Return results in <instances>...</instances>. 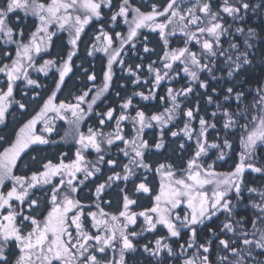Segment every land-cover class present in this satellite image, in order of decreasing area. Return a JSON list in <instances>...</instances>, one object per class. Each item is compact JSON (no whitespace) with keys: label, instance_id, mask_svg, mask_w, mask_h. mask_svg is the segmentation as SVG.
<instances>
[{"label":"snow or ice","instance_id":"6c2138e0","mask_svg":"<svg viewBox=\"0 0 264 264\" xmlns=\"http://www.w3.org/2000/svg\"><path fill=\"white\" fill-rule=\"evenodd\" d=\"M105 7L111 9L112 0H3L0 4V41L5 45H15V59L5 51L4 55L11 59V63L0 61V74L6 78L4 86L0 87V124L5 123L6 113L13 103L20 109L25 108V104L14 98L17 81L24 80L27 85L39 87L38 81L30 78L29 70L47 75L55 66L54 60H45L40 65L36 61L42 52L50 49L57 33L67 32L72 46L59 68L57 90L72 71V58L76 55L81 34L94 21L101 22L97 39L103 38L104 41L97 50L109 56L103 86L90 100L91 89L77 96L76 103L56 104L53 92L39 113L19 129L14 141L0 137V141L8 144L0 151V264H127L126 254L137 251L134 240L145 232L154 233L158 228L166 229L167 234L155 239L154 245L149 242L142 246L143 253L154 257L156 264H167L170 257L178 264H264V188L248 187L244 180L248 169L264 174V165L257 167L252 162L257 151L264 149V81L248 92L243 90L242 84H236L239 76L253 65L255 39L260 37L264 42V37L247 25L250 14L259 13L264 17V0L257 3L253 0H220L216 8L213 0H192L187 6L184 0H166L165 6L158 8L154 4L147 12L133 7L130 0H121L116 10L109 14L108 21L103 19ZM21 12L23 18L32 16L38 21L35 31L27 37L17 15ZM161 17L163 20L159 19ZM118 18L123 19L129 30L127 36L115 33L120 47L113 48V36L104 31L103 24L115 25ZM144 28L158 31L165 47L169 45V38L179 33L183 47L164 51L162 68L149 65L153 87L148 95L143 92L135 95L143 100L155 99L162 82H178L182 75L187 77L188 83L181 88H166V97L160 99L170 101V107L163 112L146 115L144 111L137 110L132 116L121 111L114 117L116 110L109 108L106 112L97 113L100 118L96 128L88 127L86 133L80 131L81 124L93 112V106L111 86L113 64L123 66L124 62L119 57L124 46L134 48L133 41ZM197 45L198 49L194 50ZM144 51L149 52L150 49L145 46ZM140 67L136 66L137 69ZM225 69L233 86L223 90L221 99L214 88L211 94L207 92L209 84L201 79V74L207 73L211 79L217 80L215 73ZM128 71L136 77L134 83L139 84L141 81L136 71L131 67ZM88 79L94 81L95 74L89 75ZM193 85L204 89L207 102L215 104L216 111L211 113V120L194 116V111L200 112L198 105L195 109H182L181 98L187 99L193 94ZM84 104L86 108L82 107ZM132 107L131 98L121 105L123 110ZM67 112L71 113L73 119L70 123L76 132L74 140L78 147L75 158L69 159L68 163L63 159L57 164L49 161L44 164L43 171L34 172L30 177L15 175L14 169L21 155L32 145L48 144L50 141L44 134L54 131L52 120L65 119L61 113ZM180 115L185 116L187 122L179 131H171V136L194 140L195 150L183 166L159 163L153 168L145 159L150 148L143 138L144 130L152 128L155 123L163 131ZM197 118L198 130L192 127L193 120ZM113 119L114 129L105 132V123ZM41 121L44 128L38 134L36 125ZM125 121H131L134 128L135 135L131 138L121 127ZM217 123L221 124L225 136L219 142L215 139L210 141L208 132L216 131ZM234 135L239 137L242 148L239 163L234 171L218 172L215 161L208 163L209 153L216 150V160H224L226 150L233 147L229 137ZM117 142L124 147H119ZM114 145L128 158L126 164L119 165L122 172L115 171L117 159H106ZM153 147L157 150L164 148L163 138ZM178 147L181 152L187 151L184 143ZM89 151L96 153L95 162L86 158ZM101 165H108L112 174L107 175L104 182L96 183L97 211L86 213V206L74 194L86 181L101 173ZM137 170L154 171L160 176L158 191L146 182L136 184L133 180L136 193L150 194L151 206L134 211L132 206L137 205V200L124 194L118 214L100 207L105 189L117 181L128 182L136 176ZM9 181L11 185L6 187ZM45 186H49L46 195L43 193ZM37 192L44 198L41 199ZM245 192L249 194L250 205L243 203ZM249 207L252 210L249 218L238 216L239 208ZM86 216L91 220L89 227L85 225ZM139 218L143 223L137 232L135 226ZM215 220L220 221L218 230L209 229L217 242L214 247L213 240L200 242L197 237L198 230ZM185 230L189 239L179 244ZM173 238L177 240L178 251L169 243Z\"/></svg>","mask_w":264,"mask_h":264},{"label":"trees","instance_id":"16d2710c","mask_svg":"<svg viewBox=\"0 0 264 264\" xmlns=\"http://www.w3.org/2000/svg\"><path fill=\"white\" fill-rule=\"evenodd\" d=\"M121 0H112L113 7L111 9L103 8V19L108 21L109 14L116 10V5H118ZM133 7H139L141 11H151V6L156 5L158 8H161L166 5V0H130ZM254 3L259 2V0H253ZM3 3V0H0V4ZM220 3V0H213V7L216 8ZM187 6V5H186ZM21 18L20 26L25 29V36H29L31 32L35 31L37 21L34 17L23 18V13L17 14ZM131 16V14H130ZM129 16V17H130ZM162 19V18H161ZM262 19L264 17L261 14H250V17L247 19V25L249 27H253L256 29L258 33L264 37V23H262ZM15 20V18H13ZM100 28L101 22L94 21L92 24L88 25L84 32L81 34L80 41L78 42L76 55L72 58V71L68 73L65 78L63 84L59 85V89L57 90V85L59 84V70L53 69L50 75L45 76L44 74H32L30 75L31 79L37 80L39 87L27 85L26 81L18 82L14 86V98L16 101L25 104V108L20 109L16 103H13L11 107L8 109L6 113L5 123L0 125V137H4L5 140L14 141L16 133L19 132V129L23 127L30 119L39 113L40 109L43 107V104L48 100L49 96H52L53 92H55V103H76V97L81 95L83 92L89 91V94L92 95V92H95V89L103 86L104 83V75L107 71L108 64V55L104 52H98L101 46H95L97 37L100 36ZM104 31L108 32L109 35L113 36L114 43L112 45L113 48L120 47L119 38L115 36V33L119 32L123 36L126 35L127 26L123 22L122 18H118L115 22V25L109 22H105L103 24ZM144 37H147L145 40ZM243 39V37H241ZM94 42V43H93ZM95 46L93 48V52H89L91 44ZM135 47L133 48L131 45L124 46L123 54L119 59H122L124 64L121 66L119 63H114L112 67L113 77L111 81V86L104 96H102L96 105L93 106V112L88 116L85 120V125L88 123L94 124L93 126H98V120L100 117L97 116V113L106 112L109 108L115 109L114 117L118 116L121 111H126L127 114L132 116L135 115L137 110L144 111L146 115H152L155 113H160L164 111L166 107H170V101L167 99L161 100L160 97H166V88H181L184 87L188 83L187 77L182 75V78L177 81H172L169 84L167 81L162 82L159 89L156 90V98L143 100L140 96L135 95V93L143 92L145 95H148L150 89H152V78L153 74L148 71V66L152 65L156 68H162V57L164 51H167L169 48H177L183 47L182 39L179 35L175 37L169 38V45L167 47L164 46L163 39L159 36L158 31H147L143 30L139 33L138 37L135 41H133ZM255 47L252 49V53L255 56V60L253 65L248 69V71L243 72L239 78L236 80V84H242L243 90L248 92L254 90L259 82L264 81V42L262 39L258 37L254 41ZM52 47L48 52V59L54 60L56 65H63L64 60L67 58L69 51L71 50V45L68 41L66 34H62L57 38H53ZM148 47L150 49L149 52L144 51V47ZM7 47V46H6ZM0 49V61L3 63H8L9 58L4 55V48ZM198 45L194 50L198 49ZM227 47V44H225ZM7 49V48H6ZM13 49V48H11ZM91 53V55L89 54ZM155 62V63H153ZM137 65H141L139 69L136 68ZM133 68L136 71L137 75L140 77V83H134L135 76H133L128 68ZM87 70V71H85ZM95 74L96 79L90 80L88 79L89 75ZM215 75L218 77L217 80L211 79L207 73L201 74V79L207 80L209 84V88L207 92L209 94L212 93V89L216 90V93L220 94V98L223 97V90L226 87H232V80L227 78V69L223 72H216ZM147 81V83H144ZM6 82V78L3 74H0V87H3ZM194 92L190 94L187 99L181 98V107L183 110H187L188 108L195 109L198 105L200 108V112L197 114L194 111V116H203L206 120H211V113L216 111L215 104H209L207 102V96L205 95V90L199 88L198 85H193ZM40 95V96H39ZM39 96V99H37ZM131 98L133 107L128 110H123L121 105L127 100ZM214 95V99H215ZM88 99L90 100L89 96ZM82 107H87L86 104L82 105ZM65 115V119H55L52 120V125L54 127V131L49 134V143L46 145H32L28 151L24 153L21 159L17 162V166L15 168L14 174L20 176L30 177L34 172L43 171L44 164L51 161L53 164H57L61 159L64 160L65 163L69 162V159L74 158V154L76 151V147L74 145H64L62 143L57 144L56 140H58L64 131L65 122L63 120H67L71 118L70 112L61 113ZM53 121H56L53 124ZM187 122V118L183 115H180V120L178 124L172 126L171 128L165 131V136L163 141H169L170 143L166 145L162 149V153H158L156 155L157 161H163L168 155L172 158V162L177 165L183 166L187 159L190 158L191 153L195 150L194 141H186V138L183 136L172 137L171 131H179L183 128V123ZM127 123H131L127 122ZM86 127V126H85ZM83 128V131L86 128ZM115 127V119L110 122H106L104 125V131L109 132L112 131ZM193 128L199 129L198 118L193 120ZM111 129V130H110ZM131 130H127V134L129 135ZM148 136L147 142L149 148L152 149L153 145L158 142V138H156V130L154 132H150L146 134ZM225 136V131L221 129V124L217 123V130H209L208 138L210 141L213 139L216 142H219ZM53 138V139H52ZM157 141H156V139ZM230 142L233 147L231 150H226V161L218 164V166L224 164L222 167L233 168L238 164L240 152L242 151L241 145L239 143L238 136H230ZM184 143L186 152H181L179 150L178 145ZM7 143H3L0 141V151H2L3 147H7ZM216 151V150H215ZM217 152V151H216ZM216 152L209 153L210 159L208 162L212 161L221 162L220 160H216L215 157L217 155ZM148 159L151 158L150 151H147ZM254 164H257V167L264 165V149H259L257 154L252 161ZM86 184V183H85ZM37 195L43 199L44 195L40 192H37ZM14 251H17L14 249ZM18 254V253H17Z\"/></svg>","mask_w":264,"mask_h":264},{"label":"flooded vegetation","instance_id":"af4514ba","mask_svg":"<svg viewBox=\"0 0 264 264\" xmlns=\"http://www.w3.org/2000/svg\"><path fill=\"white\" fill-rule=\"evenodd\" d=\"M167 130V129H166ZM165 130V131H166ZM164 131V132H165ZM128 135V134H127ZM172 138V136H171ZM159 142V141H158ZM119 147H124L123 144L120 142H117ZM157 143V142H156ZM170 142L169 141H164V147L168 145ZM163 149V148H162ZM162 149L157 150L154 147L150 149V155L151 158L148 159V154L147 152L145 153V159L146 162L150 163L153 165V168H155L159 163H173L172 162V157L167 154L165 156L166 158L163 161H157L156 155L158 153H162ZM107 158H115L118 161V165L115 168V171L117 172H122L121 167L119 166L120 164H126L128 162V158L124 157L122 153L117 151V146L114 145L113 148L111 149V152ZM209 163V162H208ZM220 164V162H217ZM217 163H215V168L216 171L219 172H228L229 170L234 171L235 166L233 168L229 167H222L224 164L217 166ZM222 163V162H221ZM239 163V161H238ZM256 166V165H255ZM102 171L101 173L97 174V177L93 178L92 180L86 181L84 185H82V190L80 192H77V199L80 200V202L85 205V212H95L97 211V208L95 207L97 201V198L95 196V185L96 183L99 182H104L106 179L107 175H111L112 171L108 174L107 169H110L108 165H103L101 166ZM111 170V169H110ZM81 176L83 174H80ZM144 177H146V181L144 180ZM59 179V178H57ZM133 180L136 182V184H139L140 182H146L148 183V186L152 188L154 191H158L159 187V182H160V176L158 173L154 171H144V170H137V174L135 177H131L128 182H121L117 181L114 183L110 188H106L105 192L103 193L101 200H100V207H102L106 212H110L112 214H118V211L122 209L123 206V195L127 194L131 198L137 200V205L132 206V210L134 211H142L147 207L151 206V196L150 194H141V193H136L135 188L133 185ZM244 180L245 183L247 184L248 187H255V188H264V174L260 173H255L251 171V169H248L244 173ZM49 186H45L43 193L44 195L47 194V188ZM245 200L244 204H249L250 201L247 199L248 193L245 192ZM44 197V196H43ZM236 201L233 200V203ZM252 210L249 207L248 209H243L239 208L238 209V216L239 217H244V218H249L251 216ZM46 214V213H45ZM223 217H221V220ZM91 223L90 217H85V225L86 227H89ZM142 218H139L137 220V225L135 226V230L137 232L140 231L142 227ZM220 221L215 220L214 222H209V224L203 228L198 230V240L200 242H203L205 239L207 240H213V246L215 247V244L217 243L214 240V237L212 236V233L209 231V229H216L218 230V225ZM91 230V229H90ZM130 231L133 229H129ZM166 229L163 228H158L156 232L150 233V232H145L143 235L137 237L136 240H134V243L137 244V251L134 253H127L126 254V262L127 264H156V259L154 257H148L147 253H143L142 251V246L144 244H148L151 242V245H154L155 239L159 238L160 236L166 235ZM223 238V237H222ZM189 239V234L187 233V230H185L182 233L181 238H179L178 243L179 244H184L185 241ZM169 243L172 244L173 248L178 251V244L176 238H173L172 240L169 241ZM191 251V250H189ZM18 253V251H17ZM109 256H111V253H109ZM117 257H118V249H117ZM14 259V257H11ZM167 264H178V261L173 259V258H168Z\"/></svg>","mask_w":264,"mask_h":264},{"label":"rangeland","instance_id":"374dc122","mask_svg":"<svg viewBox=\"0 0 264 264\" xmlns=\"http://www.w3.org/2000/svg\"><path fill=\"white\" fill-rule=\"evenodd\" d=\"M184 2H185V5H190L191 3H192V0H184ZM105 8H107V7H105ZM107 9H109V8H107ZM30 17V16H29ZM32 17V16H31ZM28 18V17H27ZM162 18V19H161ZM161 18H159L160 20H163V17H161ZM34 19H36L35 17H34ZM129 19H131V16L129 17ZM37 21V20H36ZM37 23H38V21H37ZM126 26H127V30H126V35L128 34V25L127 24H125ZM52 30H55L54 28L52 29ZM143 30H147V31H152L151 29H148V28H144V29H141L140 30V33L143 31ZM153 32V31H152ZM62 34H66V36H67V38H68V41H69V39H70V37H69V35H68V33L67 32H59V33H57V36L55 37V38H57L58 36H60V35H62ZM54 38V37H53ZM25 42H27V41H25ZM103 38H101L100 40H96V44H95V46H102V44H103ZM94 43V42H93ZM93 43L91 44V46H90V49H88V51L89 52H93L92 50H93ZM71 45V44H70ZM3 46H7L6 48H4V50L5 51H7V52H9V53H11L12 55H11V58L12 59H15V45H5L4 43H3V41H0V49H1V47H3ZM126 46V45H125ZM52 47V46H51ZM50 47V48H51ZM11 48H13V49H11ZM71 49H72V46H71ZM50 51V49L47 51V52H42L41 53V55H40V57H37V64L38 65H40V64H42L45 60H49L48 59V52ZM98 52H102V51H99L98 50ZM106 54V53H105ZM107 55V54H106ZM122 55H124L123 53H122ZM108 59H109V56H108ZM8 63H11V59L9 60V62ZM60 67H62V65L61 64H58V65H56L55 64V66L54 67H52L49 71H48V73H47V75H50V73H52V72H54V71H52L53 69H56V70H59V68ZM38 72H36L35 70H29V76L30 75H32V74H37ZM39 74H44V73H41V72H39ZM45 75V74H44ZM47 75H45V76H47ZM5 77V76H4ZM21 81H23V80H21ZM21 81H17V83L18 82H21ZM16 83V84H17ZM102 87V86H101ZM100 87V88H101ZM99 90V88L98 89H95V92H92V95H88L89 96V98L91 99L94 95H95V93H96V91H98ZM105 94H107V93H105ZM104 94V95H105ZM103 95V96H104ZM40 96V95H39ZM39 96H37V99H39ZM50 97V96H49ZM98 102V101H97ZM55 103V102H54ZM57 104V103H56ZM163 112V111H162ZM156 114V113H155ZM70 115H71V113H70ZM52 116V114L51 113H49V117H51ZM73 118L71 117V118H69V119H67V120H63L64 122H65V128H64V131H63V134H62V136L58 139V140H56V143L57 144H59V143H62V144H64V145H74L75 147H76V149H77V147H78V145L75 143V140H74V136L76 135V132H75V129L73 128V126H72V124L70 123V121L72 120ZM180 120V117L178 118V119H176V120H174L172 123H170L169 125H167V126H165L164 128H163V131H161V128H160V126L159 125H157V124H155V123H153V127L152 128H146L145 130H144V134H143V138L147 141V138H148V136H146V134H148V133H150V132H154L155 130H156V134H157V136H156V138H158V141H160L161 140V138H162V136L164 137L165 136V130L166 129H169V128H171L172 126H174V125H176V124H178V121ZM127 122H130V121H125V122H123L122 123V125H121V127L123 128V130H124V134L126 135V136H128L129 138H131V136H133V135H135V131H134V128H133V126H132V124H130V123H127ZM56 123V121H53V124H55ZM85 121L81 124V126H80V131H83V128L85 127L86 128V130H84L83 132H87V128L88 127H93V128H96L95 126H93L94 124H91V123H88L87 125H85ZM1 125V124H0ZM192 125H193V122H192ZM43 128H44V122L43 121H41V122H39L37 125H36V129H37V133L39 134V133H42V131H43ZM128 129H130L131 130V133L129 134V135H127V130ZM111 130V129H110ZM198 130V129H197ZM45 136H46V138H48L49 137V134H47V133H45L44 134ZM155 138V139H156ZM53 139V138H52ZM156 141H157V139H156ZM190 143H192L191 141H194V140H188ZM185 142H187V141H185ZM34 146H36V145H34ZM31 147V146H30ZM29 147V148H30ZM28 148V149H29ZM28 149L26 150V151H28ZM25 151V152H26ZM24 152V153H25ZM211 152H216L215 150H212ZM210 152V153H211ZM24 153L21 155V157L24 155ZM217 153V152H216ZM227 154V153H226ZM74 158H75V156H74ZM73 158V159H74ZM86 158L89 160V161H93V162H95L96 161V153L94 152V151H89L87 154H86ZM21 159V158H20ZM215 159H216V157H215ZM19 161V160H18ZM17 161V162H18ZM221 162H225L226 161V157H225V159L224 160H220ZM213 162V161H212ZM211 162V163H212ZM220 162V163H221ZM215 163H216V161H215ZM256 166H257V164H255ZM101 166H103V165H101ZM217 166H218V163H217ZM14 171H15V169H14ZM232 171V170H231ZM230 170L228 171V172H231ZM111 172V170L110 169H107V173L109 174ZM219 172V171H218ZM226 173V172H225ZM82 174V173H81ZM29 177V176H28ZM11 185V181H9L8 183H7V185H6V187H8V186H10ZM82 185L80 186V188H79V190L77 191V192H80L81 190H82ZM77 192L74 194L75 195V197L77 198Z\"/></svg>","mask_w":264,"mask_h":264}]
</instances>
